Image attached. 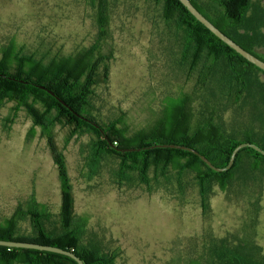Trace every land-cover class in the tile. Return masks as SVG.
<instances>
[{
	"label": "rangeland",
	"instance_id": "rangeland-1",
	"mask_svg": "<svg viewBox=\"0 0 264 264\" xmlns=\"http://www.w3.org/2000/svg\"><path fill=\"white\" fill-rule=\"evenodd\" d=\"M99 1L0 0V49L12 43L36 58L74 56L96 42ZM103 1L109 36L101 51L112 54L98 62L107 72L94 86L93 113L107 121L124 112L132 131L154 122L167 100L191 91L197 74L174 62L178 37L160 3ZM257 52L264 55L263 48ZM256 77L264 83V74ZM259 97L248 95L242 114L234 108L224 114L229 131L241 127L237 120L245 115L248 128L264 133V120L252 109ZM14 106L9 100L0 105V221L34 199L50 213L46 227L59 231L60 185L47 131L34 125L28 109ZM196 108L197 98L191 110ZM49 131L64 156L73 195L70 229L81 244L116 252L114 264H211L224 253V260L238 256L241 264H264V161L256 169L236 167L223 189L212 183L203 197L190 174L181 184L175 172L148 186L128 182L118 174L116 157L88 160L93 133L68 137L71 129L58 124ZM23 218L19 231L28 234Z\"/></svg>",
	"mask_w": 264,
	"mask_h": 264
},
{
	"label": "trees",
	"instance_id": "trees-1",
	"mask_svg": "<svg viewBox=\"0 0 264 264\" xmlns=\"http://www.w3.org/2000/svg\"><path fill=\"white\" fill-rule=\"evenodd\" d=\"M155 1L161 4L163 19L178 37L174 62L183 70L196 72L197 78L191 91H183L177 98L161 105L160 116L154 122L132 131L127 128L124 112L107 121H99L93 113L94 86L104 80L107 72V65L104 63L100 67L98 62H107L112 54L109 49L107 53L101 51L100 42L109 36L106 28L107 4L103 0L98 2L99 30L96 42L74 56L53 54L46 59L36 58L32 53H23L21 47L14 48L12 43L1 47L0 73L43 85L56 93L72 111L44 89L0 76V105L4 100H9L15 103V110L25 107L34 125L47 131V142L57 167L61 194L59 231H50L46 227L49 211L42 203L31 199L25 209L18 206L0 221V239L58 246L74 252L84 264H114L116 252H101L95 246L83 245L80 237L70 229L73 223V195L63 153L49 134L50 127L55 124L71 129L68 137L76 133H93L95 138L91 141L88 160L96 163L104 155L116 157L118 174L128 182L132 178L148 186L151 182H160L161 178L170 179L175 172L181 184L182 175L190 174L203 197L212 183L223 189L236 167L246 163V166L251 164L256 169L257 162L264 161L261 153L244 147L238 151L230 169L216 172L188 150L155 147L120 152L112 147L177 143L193 147L216 166H224L233 148L241 142H254L264 149V133L248 128L245 115L243 121L237 120L241 127L230 131L224 119V114L231 108L242 114L248 103L247 96L261 93V97L252 103V109L264 120V83L256 77L257 73L264 72L208 30L179 0ZM190 1L224 34L264 61V55L257 52L258 48L264 49V1ZM196 98L197 108L191 110ZM79 115L99 123L108 141ZM23 216L30 224L28 234L19 231ZM224 258L225 253L217 255L218 261L211 264H241L242 260L238 256ZM0 264L77 263L71 257L55 252L0 245Z\"/></svg>",
	"mask_w": 264,
	"mask_h": 264
},
{
	"label": "water",
	"instance_id": "water-1",
	"mask_svg": "<svg viewBox=\"0 0 264 264\" xmlns=\"http://www.w3.org/2000/svg\"><path fill=\"white\" fill-rule=\"evenodd\" d=\"M180 3L186 7V9L200 22L202 23L208 30H210L214 35H216L220 40H222L225 44H227L230 48L235 50L238 54H240L242 57H244L247 61L250 63L254 64L257 68L262 70L264 72V61L251 52L245 50L243 47H241L239 44H237L235 41H233L230 37H228L226 34H224L219 28H217L211 21H209L192 3L190 0H179ZM0 76L2 77H7L9 79L17 80L20 82L24 83H30L34 86H37L41 89H44L47 93H49L51 96H53L59 103L62 105L66 106L70 111L72 109L52 90L44 87L41 84L35 83V82H28L23 79H18L16 77L10 76V75H5L0 73ZM81 119H84L91 125H93L95 128H97L100 133L103 134L104 138H108L106 134L104 133V129L99 125L94 120H91L89 118H86L82 115H79ZM112 147L120 152H133V151H140L143 149H148V148H155V147H168V148H177V149H183V150H188L200 157V159L205 162L212 170L216 172H222V171H227L230 169L234 163L235 157L238 153V151L244 147H250L257 152L261 153L264 156V149L258 146L254 142L250 141H244L239 144H237L233 150L230 153L228 162L224 166H216L214 165L207 157H205L203 154H200L196 149L193 147L187 146V145H182V144H177V143H155L151 144L148 146H143V147H117L113 146ZM0 245L2 246H9V247H18V248H28V249H36V250H41V251H48V252H55L59 254H63L66 256L71 257L73 260L76 261L77 264H84L83 260L77 256L74 252L63 249L58 246H53V245H44L40 243H35V242H29V241H17V240H4L0 239Z\"/></svg>",
	"mask_w": 264,
	"mask_h": 264
}]
</instances>
